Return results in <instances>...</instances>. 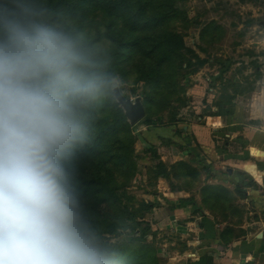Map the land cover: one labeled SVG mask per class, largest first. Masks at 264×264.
I'll return each instance as SVG.
<instances>
[{
    "label": "clouds",
    "instance_id": "9594fccd",
    "mask_svg": "<svg viewBox=\"0 0 264 264\" xmlns=\"http://www.w3.org/2000/svg\"><path fill=\"white\" fill-rule=\"evenodd\" d=\"M40 0H0V264H127L93 226L76 158L121 105L106 48Z\"/></svg>",
    "mask_w": 264,
    "mask_h": 264
},
{
    "label": "trees",
    "instance_id": "16d2710c",
    "mask_svg": "<svg viewBox=\"0 0 264 264\" xmlns=\"http://www.w3.org/2000/svg\"><path fill=\"white\" fill-rule=\"evenodd\" d=\"M177 1L182 0H40V3L53 14V19H62L69 28L86 33L90 43L106 48L113 73L122 79L134 75L136 83L141 81L145 87L150 86V93L144 91L146 103L150 105V111L153 106L155 110L170 108L172 113L167 121L171 128L177 124V110L187 101L185 88L179 81L195 74L206 62L185 46L183 35L173 28L175 23L186 25L189 22L187 12L175 7ZM203 31H209V27ZM127 61L130 64L126 70L123 63ZM252 86L253 83H249L246 87L248 92L252 91ZM219 99V104H228L234 101L235 95L222 94ZM173 101L178 106L171 105ZM142 103L146 112L143 99ZM144 121L148 125L154 124L151 118ZM93 127L94 139L76 158L80 189L93 226L106 243L123 255L125 244L119 248L110 237L116 236L120 229L138 228L142 222L135 218V213L150 210L154 204L136 201L126 190L138 166L134 152L136 138L121 109L117 105L98 109L94 113ZM179 131L175 130L178 137ZM180 139L182 142L173 143L180 149L191 148L195 160H199V153L193 149L190 138ZM144 152L151 162L148 170L150 186H155L159 178L169 179L172 174L177 177V172L193 178L198 174L196 169L183 162L174 164L169 170L152 145ZM236 191L242 196L240 186ZM135 201L137 208L133 207ZM182 201L187 203V200ZM189 201L195 208L194 201ZM227 201L226 195L221 198V202ZM127 243L132 246L135 239ZM150 252L140 244L131 261L155 264V259H150Z\"/></svg>",
    "mask_w": 264,
    "mask_h": 264
},
{
    "label": "rangeland",
    "instance_id": "374dc122",
    "mask_svg": "<svg viewBox=\"0 0 264 264\" xmlns=\"http://www.w3.org/2000/svg\"><path fill=\"white\" fill-rule=\"evenodd\" d=\"M264 0H182L175 2V7L187 12L189 22L186 25L175 23L173 28L183 35V41L186 47L192 49L201 58L205 59L203 67L192 75L186 76L179 82L185 88L187 101L183 107L177 110V130L180 137L173 136L178 142H182V126L199 122L198 117L207 115L210 112V106L217 107L222 94L235 95L233 104L239 106L241 115L240 124L234 125L237 140L230 141V138L223 137L219 141L220 147L225 146L224 142H229L231 154L240 156L238 153L244 152V148H251L255 151L264 150ZM98 17V16H97ZM73 23L74 20H71ZM209 27V31L203 29ZM130 62H124L123 68L129 69ZM188 71H185L187 73ZM120 76V75H118ZM121 77V76H120ZM122 78V77H121ZM122 93L132 98L139 94L145 103L148 101L146 93H150V86L145 87L143 82H135L134 75H128L122 79ZM202 83L205 91L209 93L208 105L201 107L202 100H198V106L195 103V95L192 89L196 83ZM253 83L252 91L248 92L246 87ZM145 91V92H144ZM156 95V99H158ZM150 99V97H148ZM178 106L173 101L171 105ZM149 106V107H148ZM196 107V108H195ZM145 115L135 125L131 127V132L135 136L134 152L137 155V173L127 184V192L136 198V201L144 200L150 202L151 191L156 190L155 186H150V173L148 172L151 162L144 150L150 145L168 147L169 123L168 118L172 110H155L153 106L150 111V105H145ZM197 112V113H195ZM150 118L154 121L153 125L145 123V119ZM253 118V119H249ZM237 122V123H239ZM230 123L224 124L227 126ZM233 124V123H231ZM246 127L247 129H244ZM254 129L262 130L255 133ZM244 131L245 145H243ZM167 134V135H166ZM156 137L158 140H156ZM161 137V138H159ZM190 138V137H189ZM192 139V137H191ZM151 140L154 142L150 143ZM168 140V139H167ZM241 140V141H239ZM191 141V140H190ZM155 143V144H154ZM198 148V144L192 142ZM254 145H257L254 146ZM178 146V145H177ZM159 147V146H158ZM158 152V149H156ZM200 150V148H199ZM247 150V149H246ZM249 152V151H247ZM162 156L163 150L159 152ZM157 153V154H159ZM253 156L241 155L244 159L253 163L264 161V155ZM159 155V156H160ZM243 159V160H244ZM254 165V164H253ZM255 166V165H254ZM200 169H204L199 167ZM258 169V168H257ZM251 183L248 185L252 186ZM172 188V187H171ZM133 207L137 208V202ZM156 204V203H154ZM166 205V204H164ZM154 207V206H153ZM152 207L151 210H141L135 213V218L142 222V225L118 230V234L110 237L113 244L121 248L124 244L123 255L127 258V264H136L133 260L135 250L140 249L143 244L149 249L150 259H155V264H185V260L194 257L187 249V241H192L194 233L190 232L187 236L177 238L175 233L168 229H163L158 225V220L163 218L162 214L168 212L162 206ZM167 208V207H166ZM140 213L142 216H139ZM194 214V213H193ZM195 215V214H194ZM139 221V222H140ZM155 221V222H154ZM157 223V224H156ZM176 238V239H175ZM130 239H135L132 246L128 245ZM190 239V240H188ZM177 254L180 259L174 258ZM188 253V257L185 254ZM191 256V257H190ZM183 257V258H182ZM192 262V261H191ZM146 264V262H143ZM152 264V263H150Z\"/></svg>",
    "mask_w": 264,
    "mask_h": 264
},
{
    "label": "crops",
    "instance_id": "0c3cea01",
    "mask_svg": "<svg viewBox=\"0 0 264 264\" xmlns=\"http://www.w3.org/2000/svg\"><path fill=\"white\" fill-rule=\"evenodd\" d=\"M192 93L197 106L198 100H202V108L208 105L209 93L202 83L198 81ZM210 112L198 117L199 122L182 126L181 138L190 137L191 143L196 141L198 148L193 145V149L199 153V160H195L191 148L180 149L173 143L178 142L173 137L176 136L178 122L168 130V136L162 135L166 141L172 140L168 142V147H160L161 142L154 146L158 149L157 153L163 150L162 156L160 153L158 156L169 170L174 164L183 162L198 172L194 178L177 172V177L172 174L169 179L157 180L159 184L156 190L154 188L150 192V202L156 203L154 207L162 206L168 210L162 214L158 225L174 232L177 238L187 236L189 231L194 233V238L187 241L185 248L194 257L185 260V264H264V161L253 163L241 157L245 154L252 157L250 152L261 156L264 150L255 151L253 149L256 148L251 146L244 148V152L240 151V156H235L231 154L229 142H224L226 145L220 147L219 140L223 137L230 138V141L237 140L233 126L240 124L241 112L239 106L229 103L210 106ZM226 123L230 124L224 126ZM254 131L262 132L257 129ZM245 134L244 131L243 145ZM246 137L251 140L248 134ZM248 163L260 170L259 179L246 172ZM251 180L254 183L252 186L248 185ZM238 186L243 191L242 196L236 191ZM225 195L229 198L226 203L221 202ZM190 199L196 204L195 208L189 203ZM182 200H187V203ZM173 257L180 259L176 253Z\"/></svg>",
    "mask_w": 264,
    "mask_h": 264
},
{
    "label": "water",
    "instance_id": "95a60500",
    "mask_svg": "<svg viewBox=\"0 0 264 264\" xmlns=\"http://www.w3.org/2000/svg\"><path fill=\"white\" fill-rule=\"evenodd\" d=\"M117 106L123 112L126 122L130 126L135 125L145 115L142 97L139 94L134 95L132 98H128L123 94L122 104ZM228 172L230 173L231 170L228 169Z\"/></svg>",
    "mask_w": 264,
    "mask_h": 264
},
{
    "label": "bare ground",
    "instance_id": "6f19581e",
    "mask_svg": "<svg viewBox=\"0 0 264 264\" xmlns=\"http://www.w3.org/2000/svg\"><path fill=\"white\" fill-rule=\"evenodd\" d=\"M245 169H246V172H247L249 175H251V176H253V177L255 176V178L259 179V177H260V175H261V172H260V170L257 169L256 166H254V165L251 166V165L248 163V164H246Z\"/></svg>",
    "mask_w": 264,
    "mask_h": 264
},
{
    "label": "flooded vegetation",
    "instance_id": "af4514ba",
    "mask_svg": "<svg viewBox=\"0 0 264 264\" xmlns=\"http://www.w3.org/2000/svg\"><path fill=\"white\" fill-rule=\"evenodd\" d=\"M264 3V2H263ZM264 19V18H263Z\"/></svg>",
    "mask_w": 264,
    "mask_h": 264
}]
</instances>
